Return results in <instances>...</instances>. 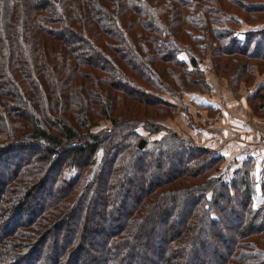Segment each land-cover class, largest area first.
Returning a JSON list of instances; mask_svg holds the SVG:
<instances>
[{
  "label": "trees",
  "instance_id": "trees-1",
  "mask_svg": "<svg viewBox=\"0 0 264 264\" xmlns=\"http://www.w3.org/2000/svg\"><path fill=\"white\" fill-rule=\"evenodd\" d=\"M263 13L264 0H0V264H264L254 161L215 176L224 156L156 121L176 109L164 92L200 84L188 48L202 39L262 70L263 24L243 41L235 28ZM141 125L166 133L140 150Z\"/></svg>",
  "mask_w": 264,
  "mask_h": 264
},
{
  "label": "rangeland",
  "instance_id": "rangeland-1",
  "mask_svg": "<svg viewBox=\"0 0 264 264\" xmlns=\"http://www.w3.org/2000/svg\"><path fill=\"white\" fill-rule=\"evenodd\" d=\"M256 1L259 2L260 0ZM250 23L254 24L245 23L241 28H235L236 33L238 32L237 36L239 40L243 41L247 38L246 31L251 30L252 32H257L258 29L264 26V13L252 16ZM261 24H263V26ZM243 31V34L240 33ZM196 45H200L198 48L201 49V52L196 50L197 47H194L193 45H191V47L189 46L188 49L193 50L192 53L196 55L194 57H196L195 60L199 64L198 71L202 72L192 76L194 81H200V84H197L196 86L187 85L189 89L181 90V92L184 91L185 93L184 95L181 94L180 99H177L175 94L173 95L170 91H166L162 94L163 99L176 103V109L174 110L173 116L171 118L164 117L160 119L159 116L154 115L156 112L153 108L146 106H142V110H139V112L142 114L147 112L151 117L156 116V121H163L164 126L168 127L172 133L178 132V134L183 135L184 137H191L199 146L210 148V150L213 151V157L218 155L224 156V161L220 164L222 165L221 169H219L215 176L221 175L226 180H230L232 177L230 174L232 167L235 168L238 165L241 157H227L224 155V151L221 152V149H217L216 146L218 141L220 143L223 141L227 142L225 147H229L232 144L237 145V142L243 137V135L251 132H244V127L246 128L248 127V124H253L258 127V130L260 129V132H262L261 134L263 135L250 141L251 148H246L247 151L245 150L244 158L245 161H254L252 159L251 149L255 143L264 138V66H262L261 70L259 67V64L261 63L260 61L246 60L245 58L236 55L213 58V53L217 48L212 47V41L207 38L202 39L200 44H195V46ZM189 55H191V53H182L180 59L188 62ZM217 61L219 63L218 65H216ZM246 62L249 63L248 71L246 69H244L243 72L240 71V68ZM203 79L205 83L202 82ZM234 101L238 102L237 105L239 106V111L241 113L239 117L241 123H239V119L235 122L230 119V111ZM222 108H224V113L221 111ZM198 109H200L203 114L197 112ZM212 120L214 122H212ZM100 123L101 127L97 128V131L112 127L109 120H103ZM201 129H204V134H209V137L207 135L205 138L207 143L206 141L203 143V140H201V134L199 133ZM137 131L142 137L140 141L145 140L146 145L149 141L160 138L166 133L163 129L160 132L154 131L148 133L143 131L142 125ZM212 135H214L213 139L215 141L211 138ZM232 151L233 149L229 152ZM263 157L264 155H262L260 160H257L260 161V165L264 163V160H262ZM243 159H241V163L244 162ZM254 162L257 167L258 163H256V161ZM151 181L153 182L156 180L153 179ZM256 182L257 192L253 195V204L259 207L262 205L264 199L262 189L264 187V182H262V184L258 181ZM188 205V202L182 204L185 208L189 207ZM225 238L226 240L228 239L227 237Z\"/></svg>",
  "mask_w": 264,
  "mask_h": 264
},
{
  "label": "crops",
  "instance_id": "crops-1",
  "mask_svg": "<svg viewBox=\"0 0 264 264\" xmlns=\"http://www.w3.org/2000/svg\"><path fill=\"white\" fill-rule=\"evenodd\" d=\"M233 103H232V107H231V111H230V119L235 122V121H237L239 119L241 113L239 111V106L237 105L238 102L237 101H234ZM243 103H245V102H243ZM221 111H222V113H224V108H222ZM197 112L202 113V111L200 109H198ZM212 122H214V121L212 120ZM239 123H241V119H239ZM201 130L199 131V133L201 134V140H203V143H204V141H206L205 140L206 136L208 135V137H209V134H204L203 133L204 132V129H201ZM246 131H248V132L251 131V132L247 133L246 135H243V137H241L239 139V141L237 142V145L236 144H232L229 147H225V144L227 142L223 141L222 143H220L218 141V144L216 143L217 144L216 148L217 149L218 148L221 149V152L224 151L223 153L227 157H232V156L237 157V156H239V157H241V159H243L244 156H245V152L247 151L246 148H249V149L251 148L250 147V143H251L250 141H252L254 139H257V138H259L260 136L263 135V134H261L262 132H260V129L258 130V127L257 126H254L253 124L252 125H249L248 124V127H246V128L244 127V132H246ZM213 136L214 135L211 136L212 139H213ZM213 141H215V140L213 139ZM206 143H207V141H206ZM232 149H233V151L232 152H229ZM241 159L239 160L240 163H238L239 166L242 164L241 163ZM262 160H264V157H263ZM256 163H258V166L256 167L255 162H253L251 173H252V175L255 176V178L257 179V181L262 184V182H264V163H262L261 165L259 164L260 162H256Z\"/></svg>",
  "mask_w": 264,
  "mask_h": 264
},
{
  "label": "built area",
  "instance_id": "built-area-1",
  "mask_svg": "<svg viewBox=\"0 0 264 264\" xmlns=\"http://www.w3.org/2000/svg\"><path fill=\"white\" fill-rule=\"evenodd\" d=\"M251 153H252V159L254 161L261 159L264 153V138L260 139V141H258L253 145V148L251 149Z\"/></svg>",
  "mask_w": 264,
  "mask_h": 264
},
{
  "label": "water",
  "instance_id": "water-1",
  "mask_svg": "<svg viewBox=\"0 0 264 264\" xmlns=\"http://www.w3.org/2000/svg\"><path fill=\"white\" fill-rule=\"evenodd\" d=\"M145 145H146V141L145 140H142L140 141V143L138 144V148L140 150H143L145 148Z\"/></svg>",
  "mask_w": 264,
  "mask_h": 264
}]
</instances>
